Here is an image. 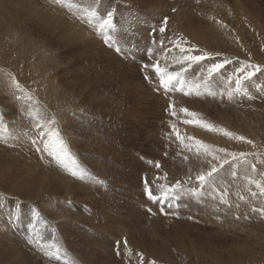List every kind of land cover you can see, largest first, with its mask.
<instances>
[{"label": "rangeland", "instance_id": "obj_1", "mask_svg": "<svg viewBox=\"0 0 264 264\" xmlns=\"http://www.w3.org/2000/svg\"><path fill=\"white\" fill-rule=\"evenodd\" d=\"M60 1L64 3L63 14L88 30L91 48L95 49H89L85 54L72 49H59L48 35L36 29L32 31L34 38L51 44L49 48L53 49L54 62L48 67L51 75L56 77L58 95L63 93L59 96L60 102L54 106L61 111L53 109L45 116L25 94L13 98L2 93L0 113L11 124L25 117L23 122H30L29 126L35 132L33 136L40 125L47 130L48 119L54 117V120H58L52 127H58L56 130L62 135L64 133L63 138L70 144L74 159L71 161L74 167L67 175L57 170L58 178L59 181H72L76 190L68 194L70 199L61 192H49L48 198L30 200L11 190L8 181L2 177L7 171L3 164L0 167V226H6L2 212L6 210L11 213L17 208L24 213L22 215L26 214L27 218L32 219L28 218V225H33L36 231L44 228L46 234H40V237L46 242V248L34 245L31 235L27 237L25 233H16L17 238H14L15 235L7 233L8 239L0 241V264L15 262L13 249L20 254L19 261L22 258L30 260L29 264H36L34 259L40 264H64L66 260L69 264L75 260L76 264H142L141 255L143 264H264V217L251 211L253 207L264 208V196L258 195L253 199L248 189L258 190L254 184L247 185L245 179L252 176L264 181L261 176L264 173V152L254 153L256 150H249L252 144L229 139L218 131L222 128L235 134L236 125L243 122V126L238 125L237 128L242 135L237 134L244 137L252 126L264 127V91L258 90L264 87V72L257 73L251 81H247L251 87L246 86V91L255 99L249 100L244 92H234L232 99H228L227 95L229 90L234 89V72L241 66V61L260 65L264 69V0H238L236 4L233 0H199V3L197 0H96L94 4L88 0H82V3L80 0ZM53 9L55 13H60L59 9ZM93 9L96 16L90 17L88 12ZM109 10L114 11L115 16L110 30L111 42L105 44V37L95 26L98 18ZM241 11L246 18L239 15ZM229 12L231 14L226 16ZM218 15L223 16V20L217 18ZM164 17L168 18L167 37H183L196 49L215 57V60H205L182 71L186 81L184 90L191 91L188 96L182 92L165 96L162 91H155V84L146 82L141 73V65L147 59L145 49L153 47L150 44V30L155 28L158 33ZM180 17L185 19L177 31L176 18ZM249 18L255 21L254 28L246 23ZM186 19H189L188 22ZM199 26L214 28L220 44L216 45L208 38L210 45L205 47L203 42L196 41L198 39L193 37L198 34L193 30ZM164 38L157 34V40ZM117 47L121 49L119 53ZM168 48L171 51H161L159 44L153 47L154 56L162 65L161 70L164 71L163 65H167L169 71H181L184 66L177 63L179 49L171 44H168ZM217 53L220 55L216 56ZM224 59L232 63L209 76L210 64ZM149 71L155 75L154 71ZM229 77L232 78L231 84L228 83ZM209 91L215 92L216 96L208 95ZM197 92L200 94L197 95ZM221 92L224 93L223 97L220 96ZM170 102L178 113L176 119L169 114ZM183 109L198 114L188 119L206 122L212 126V130L196 123H183ZM19 111L22 115L25 113L24 117ZM172 125L178 129L180 139H177ZM18 134L15 136L20 138ZM187 137L193 140L189 141ZM259 138L264 142L263 137ZM195 140L209 145L213 152L216 148H224L228 152L253 153L254 156L247 157V165L233 162L231 166L226 164L224 168H218L208 184L201 186L196 176L206 173L213 164L218 166V163L211 155L205 156L203 150L199 155L195 147L188 151L185 145H194ZM16 148L18 155L28 161L30 155L24 148L13 144L6 147L9 151ZM34 152L39 161V151L35 149ZM215 154L224 157L223 153ZM5 156L4 160L7 161L8 157ZM156 162L160 164L159 169L154 167ZM253 163L259 171L257 176L256 172L251 171ZM77 169H82L84 175L72 176V171ZM233 171L235 176L232 175ZM145 178L158 195L162 188L179 181L182 185L179 193L181 199L177 201L180 208H165L167 214H162L159 205L152 203L145 194ZM48 182L52 186L55 184L50 178ZM213 188L221 192L226 190V198L232 207L219 204V197L213 199ZM79 189L89 191L80 192ZM192 189L199 195L194 196ZM237 193L243 195L245 200H239ZM233 201L239 205L237 211ZM43 204L47 207L43 208ZM75 206L88 214L87 218L90 219L87 223L71 217L72 214H80ZM48 207L56 208L59 213L70 217L51 220L53 217L49 216L51 213L47 214ZM237 216L240 219H236ZM16 227L19 231L25 229L21 224ZM82 230L84 232L80 233ZM125 240L131 243L132 250L124 247ZM117 241L120 242L119 255ZM133 243L139 246V250ZM197 247H202L204 253L208 254H203L208 257L207 261H202V257L195 253ZM56 255L60 256L59 261L55 259Z\"/></svg>", "mask_w": 264, "mask_h": 264}, {"label": "bare ground", "instance_id": "obj_2", "mask_svg": "<svg viewBox=\"0 0 264 264\" xmlns=\"http://www.w3.org/2000/svg\"><path fill=\"white\" fill-rule=\"evenodd\" d=\"M74 1L77 2V0H73V2ZM94 1H96V0H88V2L93 3V4H94ZM80 2L82 3V0H80ZM233 2L236 4L238 2V0H233ZM40 3L42 6H40ZM42 3H45V4H42ZM63 4H62V1H60V0H0V96L2 93H6L8 95H11L10 94L11 91L14 90L12 88L13 82L14 81L18 82L20 84L21 88L23 89V92H21L19 90H15L17 92V95H19V94L22 95V93L23 94L27 93L26 97L28 98V96H31V100H32L33 104L35 103L36 106H38L40 108L41 113L45 116L47 115V113L52 112L51 110H53V109L61 111L59 109H55L54 106L60 102L59 96H60V94H63V93H60L58 95V91L56 90V88H57L56 77L54 76V74L51 75V71L48 67L51 62H54V60L52 58L53 57V53H52L53 49L49 48V45H51V44L47 45V43H43L42 41H39L36 38H34L32 35V31H35V29H36V31L38 30V31H41L42 34L48 35V37L50 38V41L51 40L54 41L57 44V46L59 47V49H63V50L64 49H72L73 51L75 50V51L81 52L83 54H85V52H89L88 51L89 49H92V50L95 49V48H91L92 45L89 42L90 41V35L88 34V32H86L88 30L82 28L79 24L75 23V20H72L71 18H67V15L63 14L64 13ZM96 4H98V1ZM235 4H233V5H235ZM237 5H239V4H237ZM53 8L59 9L60 13H55L54 12L55 10ZM240 13H241V14H239L240 16L246 15L242 11ZM230 14L231 13L229 12V14L226 16H229ZM222 17L223 16H220V15L217 16V18H219L220 20H223ZM244 17L246 18V16H244ZM244 17H240V19H242ZM237 18H239L238 15H237ZM184 19H181V17L176 18V20H177L176 21V24H177L176 30L177 31H179L181 24L184 22L183 21ZM188 20L189 19H186V22H188ZM246 20H247L246 23L254 28V24H256L255 21L250 19V18L246 19ZM185 28H186V26H185ZM193 31L197 32L198 36H196L197 34H195L193 32H191L190 34L196 36V37H193V38L198 39L196 41L201 42V43L203 42V46H205V47H208L210 45L208 38H210L213 43H216V45L220 44V42H221V40H218V35L214 33L215 32L214 28L212 30V28H210L208 26H206V27L199 26L196 30H193ZM41 32H39V33H41ZM208 34H209V37H207ZM262 37H263V35L261 36V38ZM202 39H204V40L202 41ZM91 41H92V39H91ZM262 41L264 42V40H262ZM219 46H221V45H219ZM243 46L246 48L245 50L248 49L245 44ZM221 47H223V46H221ZM73 55H74V53H73ZM77 55H78V53H77ZM230 75H231V73H230ZM246 86L251 87V85L248 82L245 83V87ZM252 90H253V87H252ZM61 97H62V95H61ZM0 100H1V98H0ZM61 103L63 105V102H61ZM64 104H65V102H64ZM27 108L29 109V106ZM21 115H22V113H21ZM29 116L30 115H28V117ZM24 118H22V119L18 118V121L16 120V123L13 122L15 124H11L8 121V119H5L0 113V165H1L0 167H3L2 166L3 164L7 167V168H4V169H7V171L5 172L4 176H2V177L6 181H8L9 187H11V190L13 192H17V194L19 193L21 195L23 194L24 195L23 197H25V198L28 197L30 200H35L38 198L40 200H42V199L48 198L47 194L49 192H53V193L61 192L65 195H67L66 198H68V194H71L72 192H74L76 190V187L71 184L72 181H71V183L69 181L68 182L63 181V180L59 181L57 173H58V171L59 172L62 171L65 175H67L70 172V168L73 169V167H74V165H72V162H71L73 159V155L71 152L72 148H71L70 144H68V142H66V140H64L65 144H66V153H67L66 156L64 157L65 164L67 165L66 167L63 164L57 163L53 159V157L49 156L46 152H43V151H39V154H40L39 156H41L40 160H39L40 162L37 161V159H36L37 155L34 152V150L36 149V146L31 143L32 138L34 137L33 135L35 134V132L31 130L33 127L31 126L32 127L31 128L29 126L30 122H29V124L28 123L25 124L23 122L25 120ZM15 119H17V118H15ZM61 119H63V118H61ZM51 120L48 119L47 121H51ZM55 120H57V119H55ZM242 123L239 122V124L236 125L235 135H237V136H238V134L242 135V133L240 131H237L238 125L243 126ZM36 125H39V124H36ZM56 129H58V127ZM59 129H60V127H59ZM17 133H19L18 135L21 136L20 138H17L15 136ZM61 136L65 137L64 133H63V135L61 133ZM244 137L246 138V140H251L253 142V144L249 146V150H251V149L256 150V152H254V153H257V151L264 152V142L260 141V138H259V137L264 138V127L261 128L259 125H254V126H252V128H250L249 130L246 131ZM210 138L212 139V137H210ZM17 142H18V144H17ZM10 144H13V146H17L20 149L24 148L25 149L24 151L25 152L27 151L30 155V158H29L30 161L22 159V157L20 155H18L19 151L17 148L14 151H9L8 149H6V147ZM253 145H255V147H253ZM41 147H42V145H41ZM33 148H35V149H33ZM5 155H7V157H8L7 161L4 160L6 158ZM258 157H260V156H258ZM262 157L264 159V155ZM73 164H74V162H73ZM37 168H38V170H37ZM258 172L259 171H256V176L258 175ZM49 178L52 181H54V183H55V184H53L54 186H52V184H50L48 182ZM6 181H4V182H6ZM4 182H3V184H4ZM262 183H264V181ZM86 188H89V186H86ZM82 191L88 192L89 190L81 189L80 192H82ZM69 197H70V195H69ZM68 199H70V198H68ZM64 200H66V199H64ZM44 201H43V203H44ZM55 201H56V199H55ZM40 202H42V201H39V203ZM13 204H15V203H13ZM52 204H54V202ZM56 204H58V203H56ZM233 204H234L235 210L237 211V206H236L237 201H235V202L233 201ZM60 206H59V208H61ZM78 206H75V208H76V210H79L78 212L80 214H78L76 212L77 214L76 215L72 214L73 216H71V217L75 220L79 219V220H81V222L87 223L88 220L90 219V218L89 219L87 218L88 214H86L82 208H81L82 210H80ZM44 207H47V206L44 205L43 208ZM48 210H49L48 211L49 213H47V214L51 213V215H49V216L53 217V219L51 218V220H54V221L55 220L57 221L58 219L62 220L63 217H66V218L70 217V216L59 213L58 210H56V208H53V207H48ZM5 212H6V210L4 212H2V216L4 219V224H6V226H2V227L0 226V241L1 240L3 241L7 237L6 236L7 233H9L10 235H15L16 237L13 236L14 238H17L16 233L18 235L21 233H22L21 235H24L23 233H25V235L27 237L29 235H31L30 238L35 243V244L33 243L34 245L37 244L41 247L46 248L45 247L46 242L43 241L42 238L40 237L41 236L40 234H46V231L44 230V228L39 229V230L37 229V231H36L35 230L36 228L32 227L33 225L32 226L28 225L30 220H32V219H30L28 217L30 219V220H28L26 214H25V216L22 215L24 213L21 210L20 211L17 210V208L13 212L12 211H11V213L9 212L10 214L8 212H6V213ZM69 215H70V213H69ZM32 218H34V217L32 216ZM73 219H71V220H73ZM63 221H64V219H63ZM17 224H21L22 226H24L25 229L27 230V232L25 229H23V231H19V229H17V227H16ZM67 225H69V223ZM3 229L6 230L7 232L4 233ZM83 232L84 231L82 230L80 233H83ZM18 237H20V236H18ZM6 239H8V238H6ZM1 245L2 244L0 242V246ZM133 245L138 249L139 246H136V244H134V243H133ZM206 246L209 247V248L206 247L207 249H210L209 245H206ZM127 247H128V249L132 250L131 243H127ZM203 247L205 248V246H203ZM258 247H260V246H258ZM0 250H2L1 247H0ZM196 251L197 252H195V253L197 255H199L200 257H202L201 258L202 261H204V260L207 261L208 257L203 255V254H207V253H204L202 247H200V248L197 247ZM59 252L61 253V251H59ZM12 254H13L14 261H15L13 264H29L30 263V260L25 261L23 258L19 261L18 257H20V254L14 249L12 250ZM48 254L49 253H47V255ZM64 254L68 255V253L66 251H64ZM69 254H71V252ZM231 260L235 262V260H233L232 258H231ZM34 263L40 264V261H37V259H34ZM44 264H46V263H44Z\"/></svg>", "mask_w": 264, "mask_h": 264}, {"label": "snow or ice", "instance_id": "obj_3", "mask_svg": "<svg viewBox=\"0 0 264 264\" xmlns=\"http://www.w3.org/2000/svg\"><path fill=\"white\" fill-rule=\"evenodd\" d=\"M197 3H199V0H197ZM88 15L90 17H95L96 16V11L90 10L88 12ZM114 16L115 13L112 10H109L104 14L103 16L98 18V24L95 26L96 30L105 37L104 43L109 44L111 42V37H110V30L113 28V21H114ZM89 23L91 21L89 20ZM219 23V21H217ZM167 25H168V18L164 17L163 20L160 22V27L157 30L155 28H152L150 30V44L154 47L155 45L159 44L160 50L161 51H171L170 48H168V44H171L173 47L179 49V59L177 63L181 64L184 66L181 71H169L167 65H163L164 71H162V65L159 61L158 58L154 56L153 52V47H146L145 52L147 59L146 61L141 65V73L143 75V78L146 82L149 84H155V91L161 92L165 96H169L170 94H174L176 92H182L183 95L188 96L191 95V91H185V84L186 81L182 76V71H186L187 67L190 65L194 64H200L201 62L205 60H215V57L212 56L211 54L207 52H203L199 49H196L195 46L190 45L188 41L184 40L183 37L176 36L175 38H170L166 36L167 33ZM224 27H227V25H224ZM157 34L160 37H165L164 39H159L157 40ZM184 45H187L185 47ZM117 53L121 51L119 47L116 48ZM197 54H193V53ZM220 54L217 53L216 56H219ZM232 63L231 60L224 59L220 62H213L210 64L208 68V73L209 76H212L215 73L220 72L222 69L225 68L227 64ZM241 66L238 67L235 72V82H234V89L228 91V99H232L234 92L235 93H240L244 92V94L247 96L249 100H253L256 97L250 95L245 88V83L247 81H251L253 77L257 75V73L264 72V69L260 67V65L257 64H252L248 62H240ZM151 69L154 71L155 75L153 76L152 72L149 71ZM158 81V82H157ZM229 84L232 83V78H228ZM12 88L14 89L11 91V95L13 98L17 96V92L15 90H19L23 92V89L21 88L20 84L18 82H13ZM259 91H264V87L259 88ZM200 93L197 92V95ZM27 95V93H25ZM208 95L210 96H216L215 92L209 91ZM220 96L223 97L224 93L221 92ZM28 99H31V96H28ZM168 109L171 110L169 111L170 116L173 117V119L178 118V113L173 109V105L170 102L168 105ZM185 113V117L183 119V123L189 124V123H196L198 125H201L203 127L208 128L209 130H212V126L208 125L206 122H202L199 120L192 121L188 119V117H196L198 114L189 112L187 109L182 110ZM56 121L53 119L50 121L47 130L43 125H40L37 127L36 130V135L32 138L31 143L36 146L37 151H43L46 152L49 156L53 157V159L59 163L63 164L65 167L67 166L65 164V159L64 157L66 156V144L63 139V137L60 134L59 130H56L52 127L53 124H55ZM173 131L176 133L177 139H180V133L178 129H176L175 125H172ZM219 132H221L224 136L228 137L229 139H235L238 141H243L247 144H253L251 140H246L245 137L243 136H237L232 132H229L225 129H218ZM187 140L192 141V137H187ZM42 145V147H41ZM187 147L188 151H192L193 147H195L196 154L199 155L201 153V150H203V154L205 156L211 155L213 160H216L218 163L213 164L210 169L206 173H201L196 176V181L198 182L199 185L205 186L208 184L209 180L211 177H213L214 174L218 172V168H224V166L227 164L229 166L232 165L233 162H236L238 164H248L247 157L249 155H254L253 153H245V152H240L239 154L235 152H228L224 148H216L215 152H213L210 148L209 145L204 144L200 140H195L194 145L193 144H187L185 145ZM255 147V145H253ZM215 153H223L224 157L218 156ZM167 154V153H166ZM185 160L188 159L187 156L184 157ZM149 163H152L149 161ZM154 167L159 169L160 164L156 162L154 164ZM251 171L256 172V164L253 163L251 166ZM83 176L84 171L82 169H77L72 171V176ZM166 175V174H165ZM232 175L235 176L236 173L235 171L232 172ZM262 177H264V174H261ZM157 180H159V177H156ZM191 179V178H189ZM247 185H255V188L258 191H251L249 188L248 190L250 191V195L253 199H255L258 195L259 196H264V183H262L261 179H255L252 176H247L245 177ZM144 191L145 194L147 195L148 199L152 201L154 204H158L160 207V212L162 214H167L165 213V208L172 209L180 208V204L177 203L181 199L180 192L182 191V185L179 181H177L174 185H168L166 188H162L160 194H156V192L153 190L151 187V182L145 178L144 182ZM192 194L194 196H198L199 194L196 192L195 189H192ZM212 198L216 199L219 197V204L225 205L227 207H232L231 202L226 198L227 197V191H219L216 188L212 189ZM239 200L243 201L245 200V197L243 195H240L237 193ZM239 207V205H236ZM149 212H151V209H148ZM253 213H259L262 217H264V208H256L253 207L251 209ZM247 218V217H245ZM189 219H192V217H189ZM236 219H240L239 216L236 217ZM119 245L120 242L117 241V254L119 255ZM124 247L127 248V241L125 240L124 242ZM49 256L51 253L48 254ZM55 259L57 261L60 260V256L56 255ZM141 261L143 264V256L141 255ZM64 264H69V262L66 260ZM72 264H76L75 261L72 262ZM154 264V262H152Z\"/></svg>", "mask_w": 264, "mask_h": 264}]
</instances>
